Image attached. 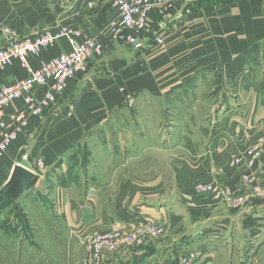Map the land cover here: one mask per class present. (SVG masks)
Returning a JSON list of instances; mask_svg holds the SVG:
<instances>
[{"label": "crops", "instance_id": "crops-1", "mask_svg": "<svg viewBox=\"0 0 264 264\" xmlns=\"http://www.w3.org/2000/svg\"><path fill=\"white\" fill-rule=\"evenodd\" d=\"M113 2L0 0V48L15 40L45 31L55 33L63 28L78 42L91 39L101 45L100 53L93 54L88 61L86 71L69 79L64 91L39 115H30L27 125L19 130L17 138L0 156V190L10 178L15 164L35 173L17 200L19 215L12 207L9 208L13 212L4 210L0 213V251H4L0 253V264H91L83 245L70 238L71 229H100L104 220L134 222L137 217L154 213L163 216V202H137L132 193L134 184L132 186L130 182L120 186L116 199L76 198L73 194L69 196L73 190L71 184L49 182L56 174L54 171L60 170L58 164L61 162L60 167L63 166L61 159L67 152L87 140L92 131L108 124L115 111L126 109L128 113L127 102L131 95L152 93L161 104L158 106L159 117L163 115L161 108H165L163 102L167 101L173 108L174 120L179 119V114L189 115L192 119L195 116L193 104L186 98L193 94L195 101L197 93L204 91L209 76H218L213 81H219L220 76L227 99L210 102V108H214L211 119L221 116L210 129V142L205 145V151L219 152V145L232 147L234 140L238 141L237 146L245 148L256 136H264V67L258 71L247 67L253 48L258 47L257 55L264 56V48H261L264 47V0H175L166 8L153 7L149 12L150 25L138 33L139 41L135 44L105 32V25L116 15ZM161 46H164L163 50L152 55L151 51ZM70 49L68 38L62 36L37 54L29 55L28 62L33 69H38L43 62ZM183 60L189 61L183 64ZM170 61H173V67L172 64L163 67ZM230 61H240L242 66L236 69L217 67ZM140 68L147 69L138 74ZM151 68L158 70L156 76L161 78L158 83L151 78L148 71ZM27 77L28 71L17 59H11L0 70V92ZM201 77L205 79L204 84ZM226 87L232 89L227 91ZM44 89V86H33L20 98L7 103L2 120L8 122L10 115L25 110V97L37 100ZM148 102L137 104L145 107ZM141 141L144 145L143 139ZM95 150L103 156H112L115 152L101 146L94 148V156ZM214 156L221 157L219 153ZM36 159L42 160V168H37ZM97 164L96 159L90 167ZM250 170H264V154ZM146 188L149 184L142 190ZM263 207L256 208L255 228L248 232L255 253L264 249ZM172 213L181 215L176 211ZM12 214L24 216L32 223L25 233L21 227L15 229L18 238L14 243L8 235L10 227L17 222V217L13 219ZM207 232L213 233L212 244L220 243L221 238L215 236V232ZM203 236L202 232L195 237L182 236L178 243L189 249L194 240ZM175 245H164L162 252L166 254L170 247L174 250ZM214 252L212 247L211 254ZM145 253L144 256L134 255L127 263L134 264L138 259L137 264H141L152 254Z\"/></svg>", "mask_w": 264, "mask_h": 264}, {"label": "rangeland", "instance_id": "rangeland-1", "mask_svg": "<svg viewBox=\"0 0 264 264\" xmlns=\"http://www.w3.org/2000/svg\"><path fill=\"white\" fill-rule=\"evenodd\" d=\"M163 48L153 49L152 55L156 56ZM258 51V47L253 48L247 61V67L253 71L264 67V56L257 55ZM169 64L173 67V61L163 67ZM239 66L242 62L230 61L217 67L236 69ZM146 69L140 68L137 73ZM148 71L158 83L161 79L156 76L158 70ZM214 78L218 76H209L204 91L197 93L195 101L193 94L186 98L193 104L195 116L192 119L179 114V119L174 120L173 108L167 101L163 102L165 108H161L163 115L159 117L161 104L152 93L131 95L127 98L128 113L126 109L112 113L108 124L92 131L87 140L61 159L63 166L60 167L61 162L58 164L60 170L54 171L56 174L49 182L71 184L73 190L69 196L116 199L120 186L130 182L134 184L132 193L137 202H163V216L154 213L137 217L140 219L135 218L134 222L104 220L100 229L83 227L81 230H86L82 233L79 228L71 229L70 238L83 245L91 264H128L134 255L144 256L147 251L152 254L141 264H228L231 261V264H264V249L255 253L248 234L255 228L256 208L264 205V170H250L264 154V136H256L245 148L237 146L238 141L234 140L232 147L219 145V152L205 151V145L210 142V129L221 116L211 119L214 108H210V102L227 99L221 77L219 81H213ZM202 79L204 84V77ZM229 89L232 88L226 87L227 91ZM145 100L149 101L145 107L137 104ZM101 146L115 152L112 156H103L95 150L94 156V148ZM214 153L221 157L217 159ZM192 154L195 155L192 157ZM96 159V167H90ZM147 184L149 188L142 190ZM5 211L13 212L11 208ZM12 217L17 216L12 214ZM31 225L26 217H17L8 232L12 243L18 238L17 227L25 233ZM208 230L221 238L219 244L211 243L213 233ZM201 232L204 236L194 240L189 249L178 243L182 236L195 237ZM164 245H175V249L170 247L164 256ZM212 247L215 248L213 254Z\"/></svg>", "mask_w": 264, "mask_h": 264}, {"label": "built area", "instance_id": "built-area-1", "mask_svg": "<svg viewBox=\"0 0 264 264\" xmlns=\"http://www.w3.org/2000/svg\"><path fill=\"white\" fill-rule=\"evenodd\" d=\"M175 0H114L116 15L105 25V32L113 37L125 38L129 43L139 41L138 33L147 30L150 25L149 12L153 7L166 8ZM127 31V35L125 32ZM68 38L71 49L58 57L43 62L38 69H33L28 56L52 44L59 37ZM101 45L94 40L87 39L78 42L65 28L55 33L45 31L32 37L15 40L0 48V70L10 62L17 59L21 66L28 71V77L19 83L6 86L0 92V156L13 142L19 130L27 125L29 116H36L50 106L58 94H61L67 81L78 73H84L88 61L93 54H99ZM33 86H44L43 94L37 100L31 96L24 99L25 110L12 114L8 122H4L3 108L12 100L18 99ZM37 168H42L41 159L35 161Z\"/></svg>", "mask_w": 264, "mask_h": 264}, {"label": "water", "instance_id": "water-1", "mask_svg": "<svg viewBox=\"0 0 264 264\" xmlns=\"http://www.w3.org/2000/svg\"><path fill=\"white\" fill-rule=\"evenodd\" d=\"M35 173L26 167L15 164L10 178L0 190V213L9 207L19 210L17 200L27 189Z\"/></svg>", "mask_w": 264, "mask_h": 264}, {"label": "trees", "instance_id": "trees-1", "mask_svg": "<svg viewBox=\"0 0 264 264\" xmlns=\"http://www.w3.org/2000/svg\"><path fill=\"white\" fill-rule=\"evenodd\" d=\"M19 213H20V209L16 212V214L19 215Z\"/></svg>", "mask_w": 264, "mask_h": 264}]
</instances>
